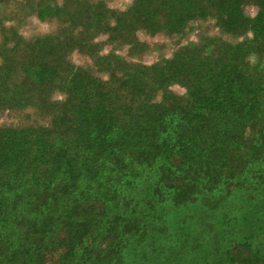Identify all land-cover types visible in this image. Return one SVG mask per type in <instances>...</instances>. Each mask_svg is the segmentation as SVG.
I'll list each match as a JSON object with an SVG mask.
<instances>
[{
    "label": "trees",
    "instance_id": "1",
    "mask_svg": "<svg viewBox=\"0 0 264 264\" xmlns=\"http://www.w3.org/2000/svg\"><path fill=\"white\" fill-rule=\"evenodd\" d=\"M77 3L76 26L2 56L0 112L31 105L49 120L0 126V264H42L69 229L79 241L58 264L264 263V0ZM204 18L242 41L211 38L151 65L94 41L135 48L137 31L177 35Z\"/></svg>",
    "mask_w": 264,
    "mask_h": 264
},
{
    "label": "rangeland",
    "instance_id": "2",
    "mask_svg": "<svg viewBox=\"0 0 264 264\" xmlns=\"http://www.w3.org/2000/svg\"><path fill=\"white\" fill-rule=\"evenodd\" d=\"M87 1L92 3L102 1L110 9L124 11L133 0ZM77 2L85 3L86 0H0V63L4 56L12 55L16 58L19 55L23 47H17L15 52L8 51L14 48L13 46L18 39L29 42L37 37L55 35L62 28L69 27V24L76 26L66 13L72 10L79 13L75 8L78 5ZM256 12L257 8L254 5L246 4L243 6V13L247 16L253 17ZM249 37L250 34H247L246 38ZM211 38H221L230 43L240 42L243 39L241 36L233 37L222 33L212 18H204L191 21L187 30L177 35L149 34L137 31L135 33V48H130V45H110L106 42L105 36H98L94 41L98 44L97 47L102 55H113L127 62L151 65L170 58L181 47L203 46L206 48L207 40ZM207 48L206 50L209 49ZM68 60L74 65L94 69L92 61L79 53L73 52L68 56ZM249 61L253 62V58L249 57ZM93 72L99 75L96 70ZM170 90L176 96L184 97V88L173 85ZM64 96L65 94L61 90L55 89L52 92V99L56 102L62 101ZM156 98H160V93L157 94ZM37 113L34 112L31 105L25 106L21 110L2 111L0 112V126L19 125L24 127L48 124L49 117ZM70 230L66 234L59 233L58 237L52 241V246L42 252V264H58L61 258L69 259L71 245L77 244L79 241L78 235L70 236ZM110 238L112 237H102L95 245V247L98 246L96 250L99 252L100 249H104L109 244ZM125 263L127 264L128 260H125Z\"/></svg>",
    "mask_w": 264,
    "mask_h": 264
}]
</instances>
